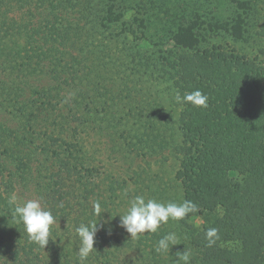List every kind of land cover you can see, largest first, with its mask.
I'll return each instance as SVG.
<instances>
[{"label":"trees","instance_id":"1","mask_svg":"<svg viewBox=\"0 0 264 264\" xmlns=\"http://www.w3.org/2000/svg\"><path fill=\"white\" fill-rule=\"evenodd\" d=\"M250 1L0 0V264H78L73 227L95 200L112 231L85 264H174L184 248L190 264H264V57L219 41L243 39ZM197 89L206 108L176 102ZM18 181L60 218L45 248L12 219ZM136 195L199 211L132 239L115 216ZM168 232L180 244L157 254Z\"/></svg>","mask_w":264,"mask_h":264},{"label":"clouds","instance_id":"2","mask_svg":"<svg viewBox=\"0 0 264 264\" xmlns=\"http://www.w3.org/2000/svg\"><path fill=\"white\" fill-rule=\"evenodd\" d=\"M175 99L177 103L191 104L193 107L206 108L208 106V96L199 89L185 93L182 97L177 94ZM42 200L43 197L21 201L14 193L9 197L8 203L13 221L23 225L31 242L40 248H45L50 240L53 241L52 232L59 227L60 218L53 215V212L43 205ZM57 207L63 208L64 204L61 202ZM198 211V205L190 200L162 202L154 198H146L143 195H136L128 200L127 206L115 217H119L118 227L130 234L132 239H139L145 233H157L162 225L168 224L170 220L181 221L189 214ZM106 212L108 211L105 210L101 201L95 200L92 202L93 219L81 221L78 226L73 227L78 240L76 252L78 264H85L89 257L97 251L94 244L99 231L106 230L111 234L113 216L105 218L103 214ZM205 239L208 247L216 245L220 239L219 229L208 228L205 232ZM179 244L178 235L175 232H168L158 240L154 251L157 254H168L174 245ZM191 257V251L184 248L183 251L175 253L174 264H190Z\"/></svg>","mask_w":264,"mask_h":264},{"label":"rangeland","instance_id":"3","mask_svg":"<svg viewBox=\"0 0 264 264\" xmlns=\"http://www.w3.org/2000/svg\"><path fill=\"white\" fill-rule=\"evenodd\" d=\"M247 1V0H246ZM249 5L254 9V13L249 16L247 19V23L244 26V33H243V39L240 41H233L232 38L225 36L219 41L222 44L229 45L230 47L235 48L238 52L248 56V57H255L258 56L260 59H263L264 57V40L259 38L256 34V30L258 28L259 21L262 19L264 14V0H258L255 4L253 3V0L249 2ZM229 11H231V7L228 6ZM130 17V16H129ZM120 29L115 30L116 32ZM132 45L133 43L129 42L128 45ZM120 46V45H119ZM149 92L154 93V91L149 90ZM131 98L132 104H145L146 102H152L156 96L155 94L151 95L146 94L145 96L143 93L135 94L133 91H131ZM164 101V100H162ZM4 117L0 112V121H3ZM151 161V163H150ZM149 162L142 158H136L134 161V168L135 167H141L146 168L148 165L149 167L152 166L153 169L157 168L156 164L152 165V161ZM145 166V167H144ZM124 169V167H122ZM172 168L168 171L170 173ZM26 185L22 182L18 181L17 186L14 187V192L16 196L19 198V200H28L33 198H39L38 195L34 190H32V185L22 186Z\"/></svg>","mask_w":264,"mask_h":264}]
</instances>
